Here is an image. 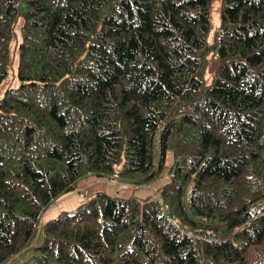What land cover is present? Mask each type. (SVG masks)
I'll list each match as a JSON object with an SVG mask.
<instances>
[{"label": "trees", "instance_id": "obj_1", "mask_svg": "<svg viewBox=\"0 0 264 264\" xmlns=\"http://www.w3.org/2000/svg\"><path fill=\"white\" fill-rule=\"evenodd\" d=\"M12 40L0 264H264V0H0V85ZM170 153L155 197L41 226L79 180L149 186Z\"/></svg>", "mask_w": 264, "mask_h": 264}, {"label": "rangeland", "instance_id": "obj_2", "mask_svg": "<svg viewBox=\"0 0 264 264\" xmlns=\"http://www.w3.org/2000/svg\"><path fill=\"white\" fill-rule=\"evenodd\" d=\"M216 9H217V4H215V6L213 8V12H212L214 25H216L218 23V15L216 13ZM15 32H16V35L18 37L17 38V40H18L20 38V31L17 27L15 29ZM15 43H16V41H14V40L11 41V61H10V65L8 68L7 76L0 85V99L4 96V93L7 89L15 88V87L20 85V80L17 77V65L18 64H17V50H16ZM156 149H157V145H156V140H155L154 151ZM167 160H168L167 164H166L163 172L161 173V176L149 186H142L141 187L135 183L121 182L118 180H112V179L106 178V179H104L105 183L102 182L101 180L97 181L98 184H101V185H103L102 187H104L102 189V191H99V192L109 193L113 196H119L122 198H130V197L145 198V197H149V196L155 197L157 195V192L160 190V188L165 183H167L169 181L168 170H169V167L171 166V164L173 162L172 153H170L168 155ZM125 185H126V187H125ZM77 197L80 200L79 202L83 203L86 200L85 198L87 196H85L83 192H79V193H77ZM62 212H65V211H62ZM60 213L61 212H58L56 214V216H54V218H56ZM54 218L52 217L51 219H54ZM45 223H44L43 219H41V226ZM41 226L39 227V229L37 231V233H38L37 237L38 238L36 239V241H34L33 245L41 242V240H42V227ZM31 254H32V252L26 251L24 255L19 256L18 258L12 260L9 264H23L24 260H26Z\"/></svg>", "mask_w": 264, "mask_h": 264}, {"label": "crops", "instance_id": "obj_3", "mask_svg": "<svg viewBox=\"0 0 264 264\" xmlns=\"http://www.w3.org/2000/svg\"><path fill=\"white\" fill-rule=\"evenodd\" d=\"M104 179L106 178H96L90 176L79 180L76 189L72 192L65 193L59 198H57L55 204L43 213L41 219H43L45 223L52 217L54 218V216H56L58 212L73 211L76 207L81 204V202H79V198L77 197V193L83 192L84 195L87 197L95 195L97 192L102 191V189L104 188L102 187L103 185L98 184L97 181L101 180L105 183Z\"/></svg>", "mask_w": 264, "mask_h": 264}, {"label": "built area", "instance_id": "obj_4", "mask_svg": "<svg viewBox=\"0 0 264 264\" xmlns=\"http://www.w3.org/2000/svg\"><path fill=\"white\" fill-rule=\"evenodd\" d=\"M125 187H126V185H125Z\"/></svg>", "mask_w": 264, "mask_h": 264}]
</instances>
